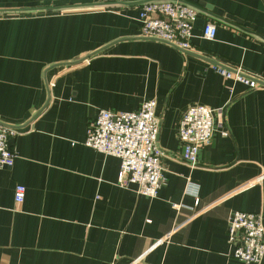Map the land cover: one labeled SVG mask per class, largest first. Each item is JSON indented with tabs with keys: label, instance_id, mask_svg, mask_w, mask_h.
Listing matches in <instances>:
<instances>
[{
	"label": "crops",
	"instance_id": "1",
	"mask_svg": "<svg viewBox=\"0 0 264 264\" xmlns=\"http://www.w3.org/2000/svg\"><path fill=\"white\" fill-rule=\"evenodd\" d=\"M117 1L131 0H0V10L60 8L0 14V121L18 127V157L0 167V264H245L227 236L235 211L264 222V0H189L252 33L201 13L188 52L140 37L141 6L96 8ZM209 21L213 40L202 37ZM149 99L165 152L156 198L119 186L120 160L84 144L99 110ZM196 104L217 110L216 130L191 168L178 128Z\"/></svg>",
	"mask_w": 264,
	"mask_h": 264
},
{
	"label": "built area",
	"instance_id": "2",
	"mask_svg": "<svg viewBox=\"0 0 264 264\" xmlns=\"http://www.w3.org/2000/svg\"><path fill=\"white\" fill-rule=\"evenodd\" d=\"M139 21L143 38L163 41L180 50H191L193 29L199 13L178 2L154 3L140 7ZM217 25L207 22L202 37L213 40ZM213 68L226 78H233L249 88L260 86L256 78L238 69L232 72L215 66ZM244 74V75H243ZM157 101L149 99L136 111L99 110L96 118L89 124L84 144L104 155L120 160L118 185L135 186L142 196L156 198L162 188V159L164 150L158 143L160 120L156 113ZM217 110L206 105H192L184 112L178 128V139L183 146L182 157L191 168L199 165L201 148L210 144L216 127ZM1 122V121H0ZM226 135V132H222ZM18 134V129L0 124V167L12 166L18 155L10 147L9 140ZM195 205L199 204V186L188 182ZM26 189L16 185L15 202L21 204ZM178 205L172 204L176 208ZM228 244L230 255L245 264H260L264 258V222L261 213L235 211L228 224ZM140 259V258H139ZM138 259V260H139Z\"/></svg>",
	"mask_w": 264,
	"mask_h": 264
},
{
	"label": "water",
	"instance_id": "3",
	"mask_svg": "<svg viewBox=\"0 0 264 264\" xmlns=\"http://www.w3.org/2000/svg\"><path fill=\"white\" fill-rule=\"evenodd\" d=\"M166 2H178L181 4H184L190 8H193L194 10H196L199 14L204 13L212 18H216L219 19L225 23L231 24L235 27H238L240 29H243L247 32H250L249 30L244 29L243 27L233 24L223 18H220L218 16H216L215 14H212L206 10H204L203 8H201L200 6H198L197 4H194L193 2L189 1V0H131V1H117V2H105V3H100L98 6H96V8H110L111 6H124V5H138V6H143V5H149V4H154V3H166ZM60 8H38L35 10H26V9H22V10H0V14H5V13H27V12H45V11H53V10H58ZM252 33V32H250ZM143 38V37H142ZM259 38H261L262 40H264V37L259 36ZM144 39H148V40H155V39H149V38H144ZM158 41V40H155ZM160 41V40H159ZM163 42V41H160ZM172 46V45H171ZM177 48V47H176ZM184 51V50H183ZM184 52H188V51H184ZM211 62L212 65L215 66H219L225 69H228L232 72H236V70L232 69L231 67H228L224 64H221L219 62H216L214 60H209ZM244 75V74H243ZM259 84L263 85V82L260 80H256ZM0 124L5 125L7 127H11V128H15L18 129L17 126H13V125H9V124H5L3 122H0Z\"/></svg>",
	"mask_w": 264,
	"mask_h": 264
}]
</instances>
